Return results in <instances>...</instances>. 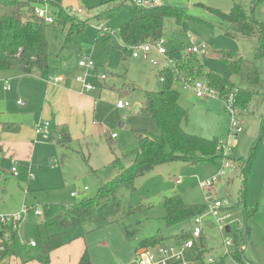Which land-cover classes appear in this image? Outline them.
<instances>
[{
  "label": "rangeland",
  "instance_id": "obj_1",
  "mask_svg": "<svg viewBox=\"0 0 264 264\" xmlns=\"http://www.w3.org/2000/svg\"><path fill=\"white\" fill-rule=\"evenodd\" d=\"M45 1L50 3L49 0H39L36 6H40V3L45 4L43 3ZM254 1L167 0L170 7L185 9L188 16L180 23L172 17L164 21V48L170 60L174 61L179 55L186 54V48L180 49L181 44L183 42L189 44V36H193L197 44L208 46L207 54L196 58L201 61L204 73H214L226 81L233 82L236 88L253 90L254 95L247 109H238V118L242 122L244 133L235 144L234 138L229 139L230 116L223 103L207 97L197 98L195 91L192 88L185 89L181 80L174 83V88L180 92V105L189 112L188 121L183 125L184 130L206 139L216 137L224 143L230 140L232 148L237 149L238 155L244 159V162L232 163L233 167L227 171L225 177L218 180L211 191H203L199 187V181L208 180L219 173L221 164L218 166L213 162L198 165H189L180 161L170 162L137 178L133 194L126 190L120 193L122 208L131 207L133 210L123 221L132 231V238L128 239L125 236L120 223L113 222L96 229L90 225L84 230V236L67 244L78 250L88 248L92 264H135L133 263L135 250L143 247L145 241L162 237L166 239L165 243L170 244L175 241L179 230L189 229L193 225V219H190L183 224L170 226L165 205L167 199L177 196L184 203L195 205L205 203V197L212 196L215 199L227 198L232 204L237 205L243 201L246 179H248L249 216L247 220L241 212H238L237 216L244 224L247 221L246 225L250 231L246 241L245 256L254 264H264V135L261 139L260 128V119L264 114V58L257 55L259 48L257 37H246L241 32L225 28L216 15L200 6L203 4L228 14L237 4L243 7L246 14L254 15L259 21H264V3ZM67 4H72L71 8L64 7L67 11L65 14L71 18L69 20L75 22L79 19L86 20L88 24L82 30L71 33L62 60L57 59V56L61 54L60 48L69 30V24L61 26L63 29L68 28L67 31L64 29L65 35L62 29L49 28L47 32L50 54L51 57L54 56L52 61L57 65L69 58H71L70 63L75 64L76 49H80L86 57L96 55V59L103 64L102 70L107 77L105 81L93 78V74L89 73L90 83L98 88L94 94L98 106L92 119L95 122L93 133L84 138L74 139L68 148H64L51 142L53 134L58 133L54 126L48 133L39 135L33 141L36 146L33 156L29 148L18 146L10 138H6L5 134L0 133V214L20 212L26 204L59 205L60 212L65 213L69 207L84 199L95 198L104 183L120 174L119 168L112 164L116 157L121 158L124 167L131 166L134 159L133 150L137 148L133 130H145L149 135L160 134V128L155 120L144 116L141 112H135V108L143 103L144 91H162L159 71L164 67L165 58L153 52L151 58L160 63L159 66H155L149 61L133 58L132 52H125L121 48L122 44L120 46L116 44V39L111 41L109 49L108 46L106 48L96 43L100 23H106L110 28L118 30L122 24L130 20L126 8L118 10L105 20L96 18L116 5L112 0H69ZM48 8L54 12L51 4ZM69 8L81 9L83 13H70ZM222 53H234L243 60L245 68L258 69L259 82L251 84L245 76L231 75L229 63L221 58ZM122 54H126L125 57H122ZM190 65L195 66L196 63L192 62ZM13 72L9 75L15 74L17 81L7 77L5 75L7 72L0 71V123L21 122L26 128L32 129L45 122L40 116L44 86L42 91L40 89L41 96L37 92L31 93L29 100L24 98L26 106L20 108L17 105L18 94L15 86L18 85L20 76L18 72ZM181 77L183 80H190L185 75ZM7 79L12 80L15 86L13 93L3 90L2 81ZM27 80L29 79L26 78L20 87L25 93L34 91L30 86L34 81L27 83ZM130 86L138 89L132 90ZM118 89L124 91L121 93ZM119 101L128 102L130 106L118 110ZM6 115L10 116V119H6ZM121 124L124 127H121ZM114 134L118 138L109 142V138ZM249 159H252V169L247 178L243 166H246L245 163ZM14 166L18 170L17 177L11 173ZM179 179L182 180V184L177 185L176 181ZM72 194L77 196L72 197ZM122 218L123 216L119 214L116 219ZM41 223V219L35 218L32 214L27 216L20 227L18 246L9 264H40L36 258L41 254L42 236L39 231ZM80 232V228H72L66 231L64 237L73 239ZM31 240L35 241L38 247L32 248L29 245ZM217 240L221 243L220 239ZM52 253L50 264H64L60 253ZM218 261L216 260L215 264H236L231 258L224 259L223 263Z\"/></svg>",
  "mask_w": 264,
  "mask_h": 264
},
{
  "label": "trees",
  "instance_id": "obj_2",
  "mask_svg": "<svg viewBox=\"0 0 264 264\" xmlns=\"http://www.w3.org/2000/svg\"><path fill=\"white\" fill-rule=\"evenodd\" d=\"M49 1L54 8V23L48 25L35 14L34 9L39 0H0V71H16L21 75H33L37 72L47 73L50 68L48 29H57L69 24L64 49L70 41L71 33L82 30L88 24L86 20L79 19L76 22L69 20L71 18L65 14L63 7L65 0ZM112 2L116 5L112 9L99 14L96 18L105 20L113 16L118 10L127 9L130 20L122 24L117 30L118 38L123 44L121 48L125 52L127 47L155 42L163 38L166 18L172 17L177 23H180L184 17L188 16L185 9L172 8L168 4L158 8H140L133 3L134 0H112ZM254 2L264 3V0H255ZM200 6L216 15L225 28L234 29L246 37H257L259 43L257 55L264 58V21H259L254 15L246 14L243 7L237 4L228 14L203 4H200ZM110 40H112L111 35L97 33L96 43L108 45ZM196 58L195 55L186 56L182 59L178 58L177 68L179 74L185 75L191 80L206 81L210 87L218 90L221 96H225L232 91L235 92L237 108L247 109L254 95L253 90L236 88L233 82L226 81L214 73H204L199 59ZM221 58L229 63L231 75L245 76L251 84L259 82V70L245 68L242 63L243 60L236 54L222 53ZM192 62H195L196 65L191 66ZM159 75L162 91H144V101L139 112L155 120L160 128V134L149 135L145 130H133L137 140V148L133 152L134 159L131 166L124 167L121 164V158L116 157L112 164L119 168L120 174L111 181L104 183L95 198L84 199L69 207L65 213L60 212L59 205L45 204L40 206L43 211V216L40 218L42 223L39 224V231L42 236L41 254L36 258L40 264H50L52 252L66 246L74 239L84 236V230L90 225L96 229L118 222L121 224L125 236L128 239L132 238V231L123 221L130 216L133 210L131 207L122 208L120 193L122 190H126L133 194L136 179L145 176L156 167L178 161L189 165H198L205 162H213L218 166L221 164L223 155L218 151L219 138L206 139L189 134L183 128L184 123L188 121L189 112L180 105L179 91L174 88V83L179 78L176 77L177 80H175L174 74L167 69H161ZM130 87L132 90L138 89L137 87ZM118 91L122 93L124 89H118ZM260 128L262 139L264 135V114L260 119ZM21 130V124L0 123L2 133L17 134ZM56 130L58 133L53 134L51 142L68 148L73 141L69 129L66 125H63L57 126ZM55 135L59 138L56 139ZM230 159L237 163L244 162V159L238 155L236 148L233 149ZM85 160L89 165L88 159ZM251 161L252 159H249L245 163L246 166L242 164L243 170L247 172V178L251 173ZM247 182L248 179L244 183L243 201L235 207V210L244 214L246 220L249 216L247 211ZM165 205L167 208V221L170 226L183 224L206 211L205 204L188 205L177 196L167 199ZM119 214L123 216L121 220L116 219ZM72 228H80L81 232L73 239H65L66 231ZM249 235L250 231L246 222L243 223L240 230L235 229L233 231L238 246L245 244ZM165 240L162 237L154 238L145 241L144 246L140 248L165 245L167 244ZM174 240L179 242L180 237L175 236ZM17 246L18 243L14 242L6 252V256L12 257ZM36 247H38V244ZM196 250L199 256H205L209 253L207 238L201 239L196 244ZM235 259L243 264H249L246 261V256L241 258L236 254ZM79 264H92L88 248L85 249Z\"/></svg>",
  "mask_w": 264,
  "mask_h": 264
},
{
  "label": "built area",
  "instance_id": "obj_3",
  "mask_svg": "<svg viewBox=\"0 0 264 264\" xmlns=\"http://www.w3.org/2000/svg\"><path fill=\"white\" fill-rule=\"evenodd\" d=\"M167 0H134V4L140 8H158L166 3ZM40 3V6H36L34 11L38 18L44 21L45 24L54 23L53 12L48 8L50 3L48 1ZM70 13L82 14L83 10L73 8L69 10ZM65 12H67L65 10ZM98 32L101 35L109 34L112 37L117 36V30L110 28L107 24L101 23L98 26ZM190 43L187 44L186 54L179 55L178 58H184L186 56L195 55L201 56L207 54L208 46L205 44H196L194 38L189 36ZM165 39L161 38L155 42L141 43L137 46L127 47V50L132 52V57L135 59L144 58L149 60L153 65L159 66L160 63L154 59H150L149 56L152 52H156L159 56L165 58V64L162 69L170 70L174 76L179 78L178 81H183L185 89L192 88L195 91L197 98H210L213 100L221 101L230 116V132L229 139L234 138L235 144L238 143L240 136L244 133L242 122L238 118V108L236 106L235 92H231L225 96H221L219 91L210 87L208 83L204 80H183L181 75L178 74L177 59L174 61L168 58V52L164 48ZM180 54V53H179ZM79 67H81L85 73L76 77V81L81 84L82 92H91L95 90V86L91 84L88 80L89 72L97 71V65L91 57L82 56L78 62ZM101 79L104 81L106 75L102 74ZM60 78H51L49 83L60 82ZM4 84V90L6 92L12 91V85L8 80L2 81ZM20 105H23L21 100L18 101ZM128 102L119 101L117 108L119 110H124L129 107ZM51 128L50 122H43L34 127L35 134L42 135L43 133H48ZM117 135H112V139H116ZM230 140L228 143L220 142L218 146V151L223 155L221 161L219 173L205 181H199V187L203 191H211L218 180L226 176V173L233 166L234 163L230 157L232 156L233 149ZM11 173L17 177L18 170L14 166ZM242 178L244 179V174L242 172ZM177 185L182 184V180L176 181ZM87 188H85V191ZM77 194H72V197H76ZM206 211L193 219V225L189 229L179 230L178 236L180 237L179 242L173 241V243L165 245H156L154 247H144L138 248L134 253L133 263L135 264H196L201 262L202 264H215L216 260L221 261L222 258H231L236 264H243L242 262L235 259L237 254L239 257L243 258L244 253L247 249V242L245 244L237 245L235 238L233 236V231L235 229L240 230L243 226L242 220L238 218V211L235 210L236 205L232 204L229 199H215L212 196L205 197ZM33 215L35 218H42L43 211L38 205H28L26 204L20 212L14 214H0V262L6 257V252L10 247L16 243L19 239L20 227L22 223L26 220L28 215ZM213 227L215 230V237L221 240L222 245V255L220 258L214 256H199L196 250V244L203 238H207V230ZM229 228V231H227ZM31 247H36L37 243L33 240L29 244ZM208 249V246H207Z\"/></svg>",
  "mask_w": 264,
  "mask_h": 264
},
{
  "label": "crops",
  "instance_id": "obj_4",
  "mask_svg": "<svg viewBox=\"0 0 264 264\" xmlns=\"http://www.w3.org/2000/svg\"><path fill=\"white\" fill-rule=\"evenodd\" d=\"M67 1H69V0H65L64 1L63 7H70L71 8L72 4L71 5L67 4ZM165 4H167V2ZM104 24H106V23H104ZM58 29L59 30L62 29L61 31L65 35V31H64L65 28L63 29V28L59 27V28L53 29V30H58ZM67 29H65V30L67 31ZM47 36H48V32H47ZM113 39L117 40L116 44L118 43L119 46H120V44H122V42L118 38V35L116 37H112V40H110L109 44H111V41H113ZM48 41H49V39H48ZM64 41L65 40H63V45L60 48V53L61 54H59V55H61V56L58 55L57 59H61L62 60L63 57H64V52L63 51H64L65 48H67V45H65V48L63 49ZM109 44L108 45L107 44H102V45L105 46V47L108 46V48L107 47L106 48L109 49L110 48ZM49 45H50V42H49ZM122 46H123V44H122ZM186 46H187V44L185 42H183L181 44L180 49L182 47H183L182 49H184ZM76 50H77L76 51V57H77L76 61L77 62L75 64H71L70 63L71 62V60H70L71 58H69L67 60H63V61L59 62V64L57 65V64H55L52 61L54 56L51 57L50 49H49V54H50V59H49L50 68H49V71L47 73L37 72V73H35L33 75H21V74H19V76H20L19 83H18V85L15 84L16 93L18 94L17 105L20 108H24L26 106L24 98H27L29 100L31 93L37 92V93L40 94L39 96H41V91L43 90V86H44L43 103H42V107L40 109L41 120L50 122L51 123V129L54 126L57 127V126L66 125L67 128L70 131V134H71L73 140L74 139L76 140V139L84 138L86 136H90L93 133V128H94L95 122L92 121V119L94 118V116H95V114L97 112V106H98V103H97V100H96L97 97H96V95H94L95 92H97V90H98L97 86L93 84L95 86V90H93L91 92H82L81 84H79L76 81V77L77 76H80L83 73H85V71L81 67H79V64H78V61L80 60V58L82 56H84L83 55L84 52L82 50H80V49H76ZM126 50H127V48H126ZM108 54L110 55V50L108 51ZM152 54H153V52L149 56L150 59H152L151 58ZM125 55L126 54H122V57H125ZM197 57H199V56H197ZM91 58L95 61L96 65H97V71L89 72L90 75L93 74L92 75L93 78H97L100 81H103L101 79L102 74H105L104 73L105 71L103 72V70H102V68H104L103 64L100 63L96 59V55H94V57L92 55ZM140 59H142L144 61H149V60H145L144 58H140ZM200 63H201V61H200ZM5 72H7L5 74V75H7V77L12 79L13 81H17L15 79V78H17L15 76V74L14 75H9L10 73H14L13 71L12 72L11 71L10 72L9 71H5ZM38 76H40V78H38ZM59 76H61V78ZM159 77H160V75H159ZM26 78L29 79V80H27V83L30 82V81H34L33 84H32V82L30 84L31 88L32 87L34 88V91L30 90L28 93L22 92L20 87H21V85H23V83L26 80ZM51 78H60L61 81L58 82V83H54V82L49 83ZM89 79H90V77L88 78V80ZM106 79H107V77H106ZM12 80L11 81L8 80V81L12 85V91H10V92L13 93L14 90H15V88H14L15 86H14ZM160 81H161V78H160ZM2 85L4 87V84H2ZM40 89H41V91H40ZM3 90H4V88H3ZM176 90L178 91V89H176ZM179 94H180V92H179ZM19 100H22L23 105H20L18 103ZM141 105L138 106V112H139V109H140ZM0 118H1V114H0ZM5 118L6 119L7 118L10 119V116L6 115ZM4 123L21 124L22 130H21L20 133H17V134H6V133H3V134H5L7 136L6 138H8V139L10 138V140L12 142L14 141L15 143H17L18 146H25V147H27V149L29 148L30 152H31V156H33L34 152L36 150L35 149L36 146H34L33 141L36 140L38 138V136H39V135L37 136L35 134L34 127L32 129L26 128V126H24L23 123H21V122L8 121V122H4ZM120 126L124 127L123 124H121ZM0 133H2V132L0 131ZM116 138H118V137H116ZM113 140H115V139H112L111 137L109 138V142H111ZM134 151H135V149L133 150V152ZM251 169H252V167H251ZM202 204H204V203H202ZM32 205H36V204H32ZM212 230H213V233H211ZM214 230L215 229L213 227H210V229L207 230V233H208L207 246H208V249L210 250L207 255L220 258L221 255H222L223 249H222L221 243L217 240L218 237L214 236L215 235V231ZM85 249H82V250H78L77 248L73 249V247H69V246L66 245V246L58 249L55 252L60 253V255L63 258V263L64 264H79L80 259H81L82 255H83V253L85 252ZM55 252H53L52 254H54ZM10 258L11 257L6 256L0 262V264H9ZM224 259H226V258H222L220 263H223ZM7 260H8V262H5ZM246 261L249 264H254V262L249 260L247 257H246Z\"/></svg>",
  "mask_w": 264,
  "mask_h": 264
},
{
  "label": "water",
  "instance_id": "obj_5",
  "mask_svg": "<svg viewBox=\"0 0 264 264\" xmlns=\"http://www.w3.org/2000/svg\"><path fill=\"white\" fill-rule=\"evenodd\" d=\"M135 111L138 112V106L135 108ZM121 127H123V126H121ZM55 138L58 139L59 137L55 135ZM0 152H1V150H0ZM227 231H229V228H227Z\"/></svg>",
  "mask_w": 264,
  "mask_h": 264
}]
</instances>
